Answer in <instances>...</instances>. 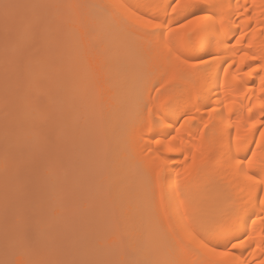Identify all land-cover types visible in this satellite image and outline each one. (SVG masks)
<instances>
[{
  "label": "bare ground",
  "instance_id": "bare-ground-1",
  "mask_svg": "<svg viewBox=\"0 0 264 264\" xmlns=\"http://www.w3.org/2000/svg\"><path fill=\"white\" fill-rule=\"evenodd\" d=\"M24 1H28V0H24ZM103 2L118 3V4L123 3L127 5H132L134 7H138L139 5L144 4L146 0H103ZM220 2H224L227 5L228 0H220ZM235 2H237V0H233V5L231 9L225 7L221 18L217 20L216 27H217V31L219 32V35L217 36L214 33L212 36L208 38L207 42L204 43L203 45L195 43L197 36L196 33H192L191 36H189V30L175 33L170 40L171 46L174 50L173 57L175 58L169 57L167 61L161 59L158 66V68L161 71L157 74V76L152 77L150 80L142 81L138 77V74L141 72V70L144 69L145 67H148L145 63V56L140 50L137 49V47L132 41L126 39L128 44L130 45L127 51L124 54H119L118 52L115 51L111 53L110 57L108 58L109 74L108 77L107 75L105 76L107 78H102L104 81L103 98H101L97 90L96 79L89 71L88 66L85 62V58L82 55L80 43L78 42L75 36V32H74L75 29L74 31H71L74 28V26L72 25L73 27L72 28L69 25V22L67 21L68 25L66 24L65 25H66V29L69 30L67 32L70 39L69 46H67L61 53H59L60 50L56 54L51 53V51L49 50L46 51V54L52 56L54 61H44V62L35 61L33 63L34 66L32 65L33 68H31L30 71L31 74L29 72L28 74L27 72H25L26 78L28 79L27 81L28 86L27 85L25 86V88H27L26 90L28 92L27 93L28 96L26 98L21 96L23 97L22 101H20V98L17 97L16 95L14 97V98H18L20 101L16 114L17 116L20 117L21 122H23L22 124L26 125L23 128L19 127L21 125L19 124L20 120L19 121L17 120L16 125L18 124L19 125L16 127L19 130L21 128L20 131L16 128L19 135H21L22 132L24 134L26 130L31 133L30 131L31 129H29L27 124H29L30 121L33 120V118L37 119L38 117H41V115L39 116L37 108L35 109L33 105V101L30 100L31 98L29 99V97L32 96L31 92L34 93L36 89L37 90L39 89L40 91L43 90L47 94L46 96H48V97L45 96L48 99H46L47 102L45 101L44 102L47 103L48 106L44 112H46L47 115L48 113L50 114L44 117L45 118L44 124L45 123L47 124L48 119H49L48 123L49 122L50 123L48 124V128L46 124L44 127L47 128L46 131L49 130L48 132L49 134H52L50 133V130L53 129V132L55 131L54 134L56 133L55 135H57L60 132L57 135L58 137H60L62 130H63L62 134L67 135L69 130L67 131L66 127L64 128V125L69 127L71 124L74 123L76 126L79 125L85 129H88V131L98 129L99 128L98 124H100L101 128L99 129V131L101 133L104 132L106 134L105 128L113 120H117V122L118 120H121L120 123L121 125L117 123L118 125H120V127L122 126L123 122H124L123 124H125V122L129 120L130 121L129 125H128L129 121L127 122L128 125L127 127L125 126L126 124L124 125L126 129V130L124 129L125 130L124 133L123 131H121L124 136L120 132L121 133L120 135L122 136L116 139V140L119 139L120 140L118 142L114 141V147H112L113 151H115L116 153L118 152L119 154L116 155L114 152L115 155H113L112 153L111 155L110 153L108 154L107 152L108 156L111 155V157L112 156H117V157H113V158L109 157L106 159H104L105 155H103L102 157L105 162L107 159H110V162L112 161L113 163L115 162V164H117V165L113 164L112 166L110 165L111 168L107 167L108 169H110V173L115 174L114 177L118 176L119 174L123 175L125 172L130 173L132 172V170L137 171L138 175L136 177H133V179H131L132 176L131 177L127 176L129 177L128 180L127 177L126 179L123 177L126 174L122 176L127 181V183L124 182L123 186L120 183L122 187L118 185V188L119 187L121 188V190H119L120 188L118 189L120 191L119 193L117 192L118 197L115 196L114 192L111 193L110 195L107 194L109 197L115 196L114 198L110 197L112 202L117 197L120 199V200L118 199L119 202L121 203L122 201V203L118 205V202L116 203L115 200L114 203L112 202L109 203L110 204L109 206L113 204L111 206V209L106 205L104 210H106L107 212L109 210V215L114 210L113 211L114 214L118 210L117 208H119V206L122 205L126 209L124 211V208H122L123 211L127 213L124 214L125 218L126 216L128 217V215H136L147 211L146 213L147 217H149V219L153 221L154 225H157L154 213L152 214L148 210L150 205V190L145 180L138 171V163L141 159L140 148L143 145V141L140 140L139 138L138 130L143 126L147 118V111L145 105L151 103L150 97H157V92L155 91V89L161 88V86L163 85L164 87L161 88L160 98L164 99L170 96L175 100V103L172 105L168 113V115L173 119V121H175L179 117H182L185 112H187L188 115L192 117V123L196 124L198 127H203L204 124V121L200 119L201 116H203L205 120L209 121V128L205 129L206 137L203 142L199 140H195L192 137V133L188 131V129L191 127V124H185V126L181 129L180 136L177 139L176 142L177 144H179L180 140L182 139L184 141L183 146L187 147L189 150L188 151L189 160L187 162L189 165L192 164V154L193 151H195L196 164L193 168H189L188 172H185L184 165L181 163H176L170 166L169 172L167 173L169 177V182L171 183L173 188L175 187L177 181L181 183L183 191L185 192V200L188 206L189 216L191 218L190 220L187 219L181 220V217H183V209H181L180 216L174 217L172 219V224L174 227H177L178 231L181 228H183L185 225H189L190 227L194 228L197 232H200L201 235H203L205 239L209 241L210 248L223 249L229 239H232L234 236L241 235L244 232L243 222L247 220V215H245L242 219L237 220L231 216L221 217L219 213L222 210L231 209L233 205L236 204L237 202H246L249 199V194L246 190V184L243 182L242 176L234 174V169L228 168L224 164V161L227 159V157L224 155V152L217 150L214 156L210 154L213 152L214 149H219L221 142H223L226 145L228 143L227 134L231 132V134L234 136L236 134L237 127L239 128L241 137L252 138L253 133L250 132L248 129V125L250 123L249 116L251 115L248 109L249 107H251L254 113H259L260 111L259 105L261 103H264V99H262V97H264V94H261L259 91V79L255 78V74H254V84H253V81L249 80L248 77L243 75V71L246 70L247 64L251 63L253 64V66H256L257 64L264 63V8L258 6L255 9H252L251 8L252 0H247L250 11L253 13V15L251 19L248 21L250 27L246 25H241V27L244 28V30L247 32L245 40L241 43L240 46H237L235 48L229 46L226 48L225 44L221 43L220 41L226 40L227 42H229V44H235V41L232 39V36L238 35L235 24H233L232 21H239L240 16L238 13L231 14V13H236ZM238 2L240 4H244L245 0H238ZM260 2L261 0H256L257 5H259ZM145 10L146 9L143 7L140 8V11H145ZM116 28H117L116 26L115 27L112 26L109 28L107 32L109 38L110 36H114V37L117 36L122 38V34L119 32V29ZM99 30L100 32L104 33L103 35H105L106 32H103L105 29L103 30L102 28H100ZM114 37L112 39H115ZM120 38L118 39L120 40ZM107 39L108 38L99 37L98 41L100 43V46L106 49L108 53L109 44L106 42ZM109 40H111V38ZM119 40L115 42L120 43V41H123V40L120 41ZM190 40L192 41L191 49L186 51L185 45H187ZM111 42L113 43L114 40ZM249 43L251 44V47L247 46ZM240 48H242L243 51L248 53V55L250 56L255 55L257 57V60L246 61L244 70L238 72L235 69V67H233V68H229L227 74H225L224 68L227 67V65L223 63L224 60H228L229 62H231V60L233 59L238 60ZM185 56L189 57L188 61L186 63H181L180 61L183 60ZM214 56L219 57V59L214 60L213 59ZM199 58H204L208 62V64H204V65L198 64L197 67L195 68L188 66L191 63H196ZM209 64L212 65L211 69L209 71H205L204 69L207 68ZM173 73H175L176 79L172 80L169 83H166L167 81H169V78L173 75ZM28 75L29 77H27ZM261 75H264V73H262ZM245 81H248V84L252 86L251 90L247 86H245ZM34 85H36V88ZM9 94L7 93V96H9ZM217 96L219 97L218 100H217ZM132 97L134 100L131 101ZM241 97H246V98L241 99ZM8 98L9 97H7V99ZM33 98H35V96ZM37 99L38 98H36V100ZM10 101L11 100H9V102ZM11 103H13V100ZM225 104L229 105L227 109L224 108ZM7 105L9 107V104ZM205 106H212V107L218 106L217 110L223 111L224 114L223 122H221V118L216 116L215 114H213V116L209 118L208 113L204 111ZM8 107L6 109H9ZM122 109L123 110L126 109L125 110L126 113ZM8 112L5 111V113L7 114ZM230 113H232L231 116ZM7 114L5 115L7 116ZM121 114H123L124 116H126L125 114H127V119L125 118V121L121 118ZM5 115L4 117H6ZM12 115L11 117L7 116L9 118H12V120L8 118L10 121H13L14 119ZM60 116L62 117L64 116L65 123L62 121L63 118ZM50 117L53 119L51 120ZM38 122L42 123L43 121L38 120ZM35 127H37V125L34 126V130H36ZM11 129L12 128H10V130ZM22 129L25 130L23 131ZM4 130L6 131L8 129H6L5 127ZM66 131L67 134L65 133ZM76 131L78 132L79 129L78 130L75 129V133ZM35 132L37 133V131ZM72 133L73 135L75 134L74 130H72ZM90 133L92 134V132ZM38 134H39V129L36 135ZM84 135H86V133ZM87 135H89V133ZM88 137L90 138V135L87 136V138ZM254 138L255 140L260 139L258 132L254 133ZM57 140L59 139L57 138ZM67 145L66 147H68ZM81 145L82 144H80V146ZM126 147L128 150V151L126 150L128 152L126 153L128 155H124L123 154L124 151L122 152V150L125 149ZM97 148L95 149L97 151L92 152L95 153L96 157L99 151V147ZM249 148H251L252 151L255 152V160L257 164H259V162L261 161H264V149L258 148L255 143L245 145L244 149L240 152V155L242 157L251 156L252 152L248 151ZM88 151L90 154L91 149ZM88 151L83 153H88ZM110 151H112V149ZM53 152L55 153V151ZM73 153L74 156H76L75 152ZM118 155H120V157L123 159L125 158L128 166L130 167H125L126 165L125 162L119 163L117 160ZM166 155L171 157L179 156L178 153H166ZM233 155H235V150L233 151ZM95 156L91 158L92 161L95 160L97 163L103 161V160H99V158H96ZM182 159L183 157L180 156V160ZM89 160L90 159H88V163H86L87 160L84 162V166L85 163L86 165H89ZM54 161L56 162L57 159ZM54 161H52V164L55 163ZM202 161L204 162L203 164L201 163ZM97 163L96 165L99 166L101 165V163L98 164ZM93 166L94 167L92 169L93 171L92 174L95 173L94 172L95 169L100 172L102 171L100 169L101 166L100 167L96 166V168H95V164ZM90 167H92V165ZM124 168H125V172L123 170ZM197 168L199 169L198 173L196 172ZM88 171L85 170L83 172L88 173ZM178 171L181 173L179 177H177ZM100 172H99L100 176H97L98 174L97 172H96L97 174L96 173L94 174L97 176V177L95 176L94 179L99 177L98 179L101 181L100 182L97 179H95L96 181L94 180L95 183H97V186L99 182L101 183V184L99 183L100 185L102 184L105 185V183H103L104 181L108 182L114 179L111 178L113 176H110V174L108 175L107 172H104L105 175L107 174L106 175L107 178H106L103 171L101 172L103 174V176L101 177L102 174ZM88 174L86 175L84 174V176L86 177L89 176L91 172L89 175ZM108 176H110L109 178L111 180L108 179ZM92 177L90 179L91 181H92ZM100 178H102L103 180H101ZM121 181L122 179L120 180V182ZM100 206L103 207V205ZM100 206L98 205L97 208H99ZM98 210L96 212H98ZM255 211L257 213L259 212L258 206L256 207ZM98 213H96L97 216H99ZM114 215L116 216L117 214ZM103 217L104 216H102V218ZM102 222H104L105 224V221ZM119 224L120 223H117V225ZM131 224L133 223L131 222ZM136 225H134V227ZM248 231L252 232L253 241L251 242V244H246L244 248L230 249L232 253V257H230V259L234 257L242 256L246 260V264H258L260 260H264V224L257 222L256 225L253 227L251 223L248 222ZM113 240H115V238ZM102 253L104 252H101L100 254L102 255ZM168 257L172 258L171 256ZM172 259L195 260L197 261V264H225V259L215 255L213 251H207L203 255H193L189 252L177 250L175 258Z\"/></svg>",
  "mask_w": 264,
  "mask_h": 264
},
{
  "label": "rangeland",
  "instance_id": "rangeland-1",
  "mask_svg": "<svg viewBox=\"0 0 264 264\" xmlns=\"http://www.w3.org/2000/svg\"><path fill=\"white\" fill-rule=\"evenodd\" d=\"M6 2L13 5L16 4L68 5L73 3H82V4L97 3L100 2V0H28V1L0 0V133H1L0 134V259H3L5 257L6 252L9 256H16L18 259L32 257V253L29 250L21 249L18 246L15 232L8 227L9 222H15L17 224L22 223L23 220L29 214H31L34 218V231L36 234V238L44 246L42 250V257L47 259L84 260V259L94 258L96 260H116L121 258L123 254V248H121V245L118 243V237L121 234H124L126 232L127 235L125 236V238L127 239L128 236H131L134 231L142 230V229L148 230L149 228H152L156 232L158 238L162 237L163 233L159 230V226L154 225L153 221L149 219V217H147L146 214L147 211L136 215H128V217L126 216L125 218L124 214L126 212L124 211L126 209L122 205H121L122 207L119 206V208H117L118 210L114 213L117 214L116 216L113 214L114 210L110 213L111 216L109 215V210L108 212L104 210L106 205L111 209V206L113 205L112 204L111 206H109L110 205L109 203L112 202L111 198H114L115 196L118 197V193L120 192L119 190H121L120 187H119L120 189L118 188V185L123 186L124 182L127 183V181L125 180L127 176L130 177L132 176L131 179H133V177H136L138 175L137 171L132 169H131L132 172L126 173L124 168L123 170L125 173L124 172L123 173L126 175H124L123 173L122 174L124 176L121 174L119 175L117 174L118 176H115L116 177L115 178L114 177L115 174L110 173V169L107 168V167L111 168V166L115 164V162L114 163L112 161L110 162V159L106 160L107 163L104 161V159L109 157L110 158L117 157V156L111 157L112 154L113 155L119 154L118 152L116 153L115 151H113L112 147H114V141L118 142L120 140V139L119 140L116 139H118V137H121L123 135L124 131L126 130L124 125L126 124L125 126L127 127L130 123L129 120H127V122L129 121L128 125L127 122L123 124L124 122L122 121L123 123L121 127H120L121 120H118V122L117 120H113L105 128L106 134L104 132L101 133L99 131L101 125L98 124L99 128L95 129L97 131L89 130L90 132H92L93 136L88 131V129H85L79 125L76 126L75 123L71 124L69 127L64 125V128L66 127V130L67 131L69 130L68 134L66 131L65 133L67 135H63L62 134L63 130H62L61 132L62 135L60 134V137H58L57 135L60 132L57 135H55L56 133L54 134L55 131L53 132V129L50 130V133L52 134L48 133L49 130L46 131V129L48 128V124L50 123V122L48 123L49 119L47 121V124L45 123L47 128L44 127L45 126L44 117L50 114L47 112L48 113L47 115L46 112H44L48 106L47 103H45L47 102L46 99L48 98L46 97L48 96H46L47 94L43 90H41L42 91L41 92L39 89L38 90L36 89L34 93L31 92L32 96L29 97V99L31 98L30 100L33 101V105L35 109L37 108L39 116L41 115V117H38L37 119L33 118V120L30 121V123L28 122L29 124H27V126L29 127V129H31L30 130L31 133L26 130L27 132L25 131L24 134L30 133L29 135L28 134L24 135L22 131H21L22 134L19 135L17 131L18 128L16 126H18L19 124H21L19 126L21 128L26 126L25 124L24 125L22 124L23 122H21L20 117L17 116L16 114L20 101L23 100V97L26 98L28 96L27 94L28 92L26 90L27 88H25V86L28 84L27 83L28 79L26 78L25 72H27V74L28 72L30 73L31 68H33L34 66L33 63L35 61H40V62L54 61L52 56L46 54V51L49 50L51 51V53L56 54L60 50L59 53H61L67 46H69L70 39L67 33L69 30L66 29V25H68L67 23L69 22V25L71 27L72 25L74 26V28L72 27L73 29L71 31H74V29L76 31L77 26L73 23L72 20V18L74 19L76 10L69 7H51V8L13 7L7 9V19H6V10L3 7V4ZM83 11L88 14H91V10H83ZM37 17L41 18L43 21L40 28V39H39L38 48L33 50L30 55H25L21 59L22 53L25 50L29 49L32 45L33 34H32L31 24ZM112 26L115 27V24L109 18H103L100 20H96L94 22V27L96 28V32H97V38L98 39L99 37L108 38L107 41L105 40L110 47V48L108 47L107 62H109L108 58L110 57L111 53L116 51L119 54H124L130 46L127 40L123 36L122 38L117 36H116L117 38L114 36H110L111 40H109L110 38L107 32L109 28ZM100 28H102L103 30L105 29L103 31L106 32L105 35H103L104 33L100 32L99 30ZM98 30L100 33L98 32ZM113 37L115 39H112ZM118 38H120V40L123 41H120ZM113 40L114 42L119 40L120 43L118 42L112 43L111 41ZM160 71L161 70L159 68L157 70H153L150 67H145L138 74V77L142 81H147L150 80L152 77L157 76V74ZM108 74H109V70L104 73L102 78H107ZM106 75L107 77H105ZM27 77H29V75ZM34 86L36 88V85ZM39 91L41 92V94ZM7 93L8 94L10 93L9 96H7ZM15 95L20 98V101L18 98H14ZM6 96L9 98L7 99ZM34 96L35 98H33ZM36 98L38 99L36 100ZM9 100L11 101L9 102ZM12 100L13 103H11ZM132 100H134L133 97L131 101ZM7 104H9V107ZM7 107L10 109V111L9 109H6ZM125 110L126 109H124L123 111L126 113ZM5 111L6 112L9 111L8 114L5 113ZM5 114H7V116L9 117H11V115L14 114L12 115V117L14 118L13 121H10L12 120V118L7 117ZM4 115L6 117H4ZM125 115L126 116L121 114V118L124 121L125 118L127 119V114ZM62 118H63L62 121L65 123L64 116ZM40 119L43 121L42 122L43 125L42 123L38 122V120L41 121ZM52 119L53 118H51V120ZM17 120L18 121L20 120L18 125H16ZM117 123H119L120 125H118ZM33 124L34 126L37 125V127H35L36 130H34ZM4 126L8 130L5 131ZM9 127L12 129L10 130ZM14 128L17 129L15 130ZM37 128L39 129L38 135H36L38 133ZM73 128L77 130L79 129L78 132L76 131L77 134L75 133V129ZM72 130H74L75 133L74 135L72 133ZM2 131L4 134L2 133ZM35 131H37V133ZM121 131H123V133ZM69 132H71L72 134ZM120 132L122 133V135H120L121 134ZM85 133L86 135H84ZM88 133L90 135V138L89 137L87 138V136H89L87 135ZM57 138L59 140H57ZM80 144H82L81 145L82 147L80 146ZM66 145L68 147H66ZM84 145L87 147H85ZM97 147H99V151L96 157L95 153L92 152L97 151L95 150ZM82 149L85 150L83 151ZM90 149L91 152L89 154L88 150ZM111 149L112 151H110ZM126 150L127 147L122 150V152L124 151L123 153L124 155H128L127 154L128 150L127 151ZM53 151H55V153ZM86 151H88V153H83ZM73 152H75L76 156H74ZM107 152L108 154L109 153L112 154L108 156ZM103 155H105L104 159L102 157ZM91 156L92 157L95 156L96 158H99V160H103L105 162L104 163L102 161L104 164L102 162H98L101 163L100 169L103 171V173L107 172L108 175L110 174V176H113L111 178H114L111 180L109 178L110 176H108V179H110L111 181L108 182L104 181L103 183H105V185L104 184L100 185L101 181L98 179L99 177L95 178L100 181V182L98 181L100 183V184L98 183V186L101 187L97 186V183H95L96 180L94 179V177L96 176L94 174L96 172L99 174L100 171L95 169L94 171L95 173L92 174L93 172L92 169L94 167L93 165L95 164V168L96 166L97 167L100 166L96 165L97 162L95 160L92 161ZM118 158H121L120 155H118ZM118 158L117 160L119 163L125 162L126 163L125 167H130L128 166L125 158L124 159L123 158L118 159ZM56 159L57 161L55 162L54 160ZM88 159H90L92 163L89 160V165H86V163H88ZM52 161H54L55 163L52 164ZM85 161L86 163L84 166ZM91 165L92 167H90ZM54 166H56L59 170ZM81 166L84 168H82ZM85 170L86 171L89 170L88 173L90 174L91 172L90 174L91 176L87 172L84 173L83 171ZM83 173L85 175L88 174L89 176L86 177L84 176ZM98 174L97 176H100V174L99 175ZM102 176L103 174L101 175V177ZM91 177H92V181L90 180ZM128 178L129 177H127V180ZM100 179L103 180L102 178ZM121 179L122 181L120 182ZM87 181H89L90 183ZM113 192L115 196L114 197L110 196L111 197L110 198L108 195H110ZM116 198H115L116 203L118 202V205H120L122 201L120 203L119 202L120 199L119 198L116 199ZM115 200H113L112 203H114ZM6 203L9 209V217L7 221H6V213H5ZM98 205L99 206L103 205V207L100 206L99 208H97ZM122 208H124V211ZM97 210L99 213L96 212ZM148 210L153 214V212L150 210V207L148 208ZM96 213H98L99 216H97ZM102 216H104L105 218L104 217L102 218ZM102 221H105V224ZM131 222L133 224H131ZM117 223H120L121 225L120 224L117 225ZM134 225L136 226L134 227ZM116 233L119 235H117ZM114 238L115 240H113ZM101 252L104 253H102L101 255L100 254ZM163 252L167 256H171L172 258H175L177 249L174 246H172L171 243H168L165 244L163 248Z\"/></svg>",
  "mask_w": 264,
  "mask_h": 264
},
{
  "label": "snow or ice",
  "instance_id": "snow-or-ice-1",
  "mask_svg": "<svg viewBox=\"0 0 264 264\" xmlns=\"http://www.w3.org/2000/svg\"><path fill=\"white\" fill-rule=\"evenodd\" d=\"M232 5L233 0H228L227 5L220 2V0H146L144 4L134 7L123 3H104L103 0H100L97 3H73L68 5H13L6 2L3 7L6 10V19L7 9L13 7H69L76 10L73 19V23L77 26L75 36L80 43L81 52L88 69L96 79L97 90L103 98L104 81L102 77L108 70V53L106 49L100 46L98 41L96 28L94 27L96 20L109 18L119 29L122 36L132 41L137 49L144 54L146 65L153 70H157L161 59L167 61L169 57H173L174 50L170 40L175 33L189 30V36L192 33L197 34L195 43L203 45L214 33L217 36L219 35L216 27L217 20L221 18L225 7L231 9ZM258 6L264 8V0H261L259 5H257L256 0H252L251 8L255 9ZM141 7L146 10L140 11ZM235 8L236 13L231 14L238 13L240 16L239 21H232L238 35L232 36L235 44H229L226 40L220 41L225 44L226 48L229 46L235 48L241 45L247 35L241 25L250 27L248 21L253 15L247 0L244 4H240L237 0ZM83 10H91V14ZM42 22L39 17L32 22V45L22 53L21 59L38 48ZM191 46L192 41L190 40L185 45V50H190ZM247 46L251 47V44L249 43ZM188 59L189 57L185 56L180 62L186 63ZM213 59L217 60L219 57L214 56ZM249 60L255 61L257 57L248 55L240 48L238 60L233 59L231 62L224 60L223 63L227 65L224 68L225 74H227L229 68L233 67L238 72L244 70L245 62ZM198 64L204 65L208 62L204 58H199L196 63H191L188 66L195 68ZM211 67L212 65L209 64L204 70L209 71ZM262 73H264V63L256 66L249 63L246 70L243 71V75L253 81V84L255 74V78L259 79V91L264 94V75H261ZM175 79L176 76L173 73L166 83ZM245 86L250 90L252 88L248 81H245ZM163 87L162 85L161 88ZM161 88L155 89L157 97H150L151 103L145 105L147 118L138 130L139 138L143 141L140 148L141 159L138 163V171L150 190L149 207L155 215L157 225L163 236L158 238L152 228L134 231L127 239L125 238L126 232L121 234L118 237V243L123 248V254L121 258L116 260H53L42 257L44 246L36 238L34 218L29 214L22 223L9 222L8 227L15 232L18 246L21 249L29 250L32 257L18 259L16 256H9L6 252L5 257L0 259V264H197L195 260L169 258L163 252L165 244L168 243H171L179 251L189 252L193 255H203L207 251H213L215 255L225 259V264H246V260L242 256L230 259L232 257L230 249L244 248L246 244H251L253 234L248 231V222L253 227L257 222L264 224V161L257 164L255 152L251 148L248 149L252 152L249 157H242L240 152L245 145L251 143H255L258 148L264 149V103L259 105V113H254L251 107L248 109L251 114L248 129L253 133L252 138L241 137L237 127L234 136L231 132L227 134L228 143L225 145L221 142L219 149H214L210 154L214 156L217 150L224 152L227 157L224 164L226 167L234 169V174L242 176L249 194V199L246 202H237L231 209H225L219 213L221 217L231 216L237 220L247 215V220L243 222L244 232L229 239L223 249H214L209 247V241L200 232L189 225H185L179 231L177 227L173 226L172 219L180 216L181 209H183L181 220H190L191 218L181 183L177 181L173 188L167 175L170 166L173 164H183L185 172H188L189 168H193L196 164L195 151L192 154V164L189 165L187 163L189 150L183 146L184 141L181 139L179 144L176 143L181 134V129L185 124H191L188 131L192 133V137L203 142L206 137L205 129L209 128V121L201 116L200 119L204 121V124L203 127H198L192 123V117L187 112L173 121L168 113L175 100L170 96L161 99ZM243 98L246 97H241V99ZM217 107L205 106L204 111L208 113L209 118L215 114L223 122V111H218ZM228 107V104L224 105L225 109ZM231 115L232 113H230ZM255 132L259 133V140H255ZM234 150L235 155H233ZM166 153H178L179 156L171 157ZM180 156L183 157L182 160H180ZM196 172H199L198 168ZM180 175L181 173L178 171L177 177ZM257 206L259 208L258 213L255 211ZM5 213L7 221L9 217L7 203ZM258 264H264V260H260Z\"/></svg>",
  "mask_w": 264,
  "mask_h": 264
}]
</instances>
